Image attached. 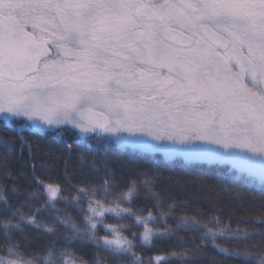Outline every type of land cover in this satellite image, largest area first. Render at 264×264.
Instances as JSON below:
<instances>
[{"label": "snow or ice", "instance_id": "snow-or-ice-1", "mask_svg": "<svg viewBox=\"0 0 264 264\" xmlns=\"http://www.w3.org/2000/svg\"><path fill=\"white\" fill-rule=\"evenodd\" d=\"M177 160L188 181L165 177ZM209 246L264 264V0H0V264Z\"/></svg>", "mask_w": 264, "mask_h": 264}, {"label": "trees", "instance_id": "trees-1", "mask_svg": "<svg viewBox=\"0 0 264 264\" xmlns=\"http://www.w3.org/2000/svg\"><path fill=\"white\" fill-rule=\"evenodd\" d=\"M55 136V133L52 134H45L44 137L38 138L40 140L39 145V151L37 153V160L45 158L49 155V149L54 148L56 145L53 144V137ZM27 156V153L25 154V157ZM149 164H152L153 162L159 163L162 161V156L156 155V156H149L144 158ZM76 166V157L74 156L72 161L69 163V170L71 168ZM52 174L54 176L59 175L61 171L63 170V162L57 161L54 165L50 164ZM162 169L164 170L165 177L171 175L176 177L177 179L188 181L190 178L184 174L182 171L184 167V163L182 160H177L174 162H170L166 167L161 164ZM171 170V171H170ZM191 170L194 173H206L208 175H211L213 177H220L227 173V168L220 167V166H210L207 164H196L191 166ZM223 196V194H222ZM225 200H228L227 196H224ZM245 199L247 201L246 206L249 209H259L261 205V201L259 199V195L257 193L256 198L252 199L250 196H245ZM237 215H240L239 212H237ZM233 224H235V220H233ZM168 241L161 242L160 246L164 247L166 246ZM225 247L230 246V242H222ZM215 258V260L219 261L220 264H240L239 261L232 259L231 257H225L224 255L218 253L216 250H214L211 246H209L205 252L204 255L194 262V264H212V259Z\"/></svg>", "mask_w": 264, "mask_h": 264}, {"label": "rangeland", "instance_id": "rangeland-1", "mask_svg": "<svg viewBox=\"0 0 264 264\" xmlns=\"http://www.w3.org/2000/svg\"><path fill=\"white\" fill-rule=\"evenodd\" d=\"M52 134V133H51Z\"/></svg>", "mask_w": 264, "mask_h": 264}]
</instances>
